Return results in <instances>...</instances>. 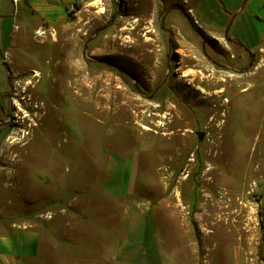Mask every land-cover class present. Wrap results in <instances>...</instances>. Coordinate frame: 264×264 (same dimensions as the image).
Returning <instances> with one entry per match:
<instances>
[{"label":"rangeland","instance_id":"obj_1","mask_svg":"<svg viewBox=\"0 0 264 264\" xmlns=\"http://www.w3.org/2000/svg\"><path fill=\"white\" fill-rule=\"evenodd\" d=\"M49 4L46 21L25 9L26 18L3 27L0 49L12 60L0 98V204L36 198L44 209L62 194L95 190L104 207L120 211L98 186L103 164L124 157L133 166L130 203L157 212L180 261L264 264V22L256 20L264 17V0ZM235 7L241 12L229 19ZM238 32L262 49L232 44ZM61 63L78 74L68 85L80 86H58ZM5 85L3 79L0 89ZM226 87L232 103L219 160L209 147L216 133L209 123L228 96L209 106L205 121L195 102Z\"/></svg>","mask_w":264,"mask_h":264},{"label":"crops","instance_id":"obj_2","mask_svg":"<svg viewBox=\"0 0 264 264\" xmlns=\"http://www.w3.org/2000/svg\"><path fill=\"white\" fill-rule=\"evenodd\" d=\"M8 1L12 5L11 13ZM16 1L17 5L13 0H0L1 46L5 40L3 27L10 19L26 18L27 9L31 17L43 22L52 10L49 0ZM20 2L25 5L21 9ZM236 8L227 12L229 19L235 20L241 12ZM256 20L264 22V17H256ZM262 35L263 39V31ZM230 38L232 44L244 51L262 49V45L254 49L253 40L244 38L239 32ZM243 43L249 44L250 49ZM8 51L5 49L2 53L0 49V84L6 79V88L0 89V98L9 84L7 69L12 55ZM2 139L5 134L0 131V142ZM132 167L128 159L112 156L100 169L103 179L98 188L108 201L121 203L120 211L104 207L97 200L95 190L89 193L84 190L73 197L62 194L46 201L44 209L36 198L29 201L15 198L10 205L0 204V264H184L172 234L164 232L156 221L154 214L157 212L135 210L130 203ZM163 215L166 219L172 218L168 213Z\"/></svg>","mask_w":264,"mask_h":264},{"label":"bare ground","instance_id":"obj_3","mask_svg":"<svg viewBox=\"0 0 264 264\" xmlns=\"http://www.w3.org/2000/svg\"><path fill=\"white\" fill-rule=\"evenodd\" d=\"M67 42V41H66ZM68 44V43H66ZM65 44V45H66ZM64 47V46H63ZM69 58V57H68ZM71 59V58H70ZM73 59V58H72ZM133 62V61H132ZM143 61H140L139 63L141 64ZM69 63V61H68ZM71 64V63H70ZM74 64V62H73ZM63 65V66H62ZM69 65V64H68ZM66 64V67L68 66ZM59 66H62L64 68V72H60L59 73V76L55 79V82L58 84L59 87H66L67 89H70L71 87H75L77 88L78 86H80L79 82L78 81H74V82H71L70 85H68L67 83V79H69L72 75L74 76H77V71L76 73L75 72H67V70L65 71V64L61 63ZM76 66V65H75ZM74 66V67H75ZM78 67V66H77ZM76 68V67H75ZM78 69V68H77ZM83 69V68H82ZM75 70V69H74ZM73 77V76H72ZM88 81V80H87ZM84 83V81H82V84ZM215 83H209L208 82V87H212L214 86ZM228 84V83H227ZM85 86V85H84ZM82 89V88H81ZM230 88L229 87H226L225 89L223 90H219L218 92H215V93H209V94H206V92L204 93L205 95L202 96L199 100H197L195 103L197 105H201L204 107V115L201 116V118L203 119V121L206 120V117L208 116L207 113H208V108L209 106H211L213 103H215L216 101H218L219 99H222L223 97H225V95L228 96V98H225L224 100V103L220 106V109L219 112L216 111L214 117L212 118V120L210 121V125H213L215 127V130H216V133L214 134V137H213V142L210 144V149L211 151H214L216 150V156L215 158L216 159H219V160H222V159H225V152H221L220 153V150L223 149V144H222V141L225 137L224 133L227 131V128H228V111L230 110L229 107L232 103V98H231V94L228 93V90ZM79 90V89H78ZM79 93V92H78ZM243 93H240L239 95H241ZM84 95L83 93V90H81V94H80V97H82ZM190 96H193L194 94L190 93L189 94ZM238 95V94H235L234 92V97ZM78 98V97H77ZM85 99H83L80 104L82 107H89L86 103V101H84ZM211 110V109H210ZM221 112V113H220ZM252 113V112H251ZM92 114V113H91ZM206 114V115H205ZM93 115V114H92ZM222 119H224L222 121ZM220 121V122H219ZM218 122L219 125L218 126H215V123ZM206 123V122H205ZM208 126V125H207ZM223 145V146H222ZM250 163L253 164L254 166L256 165V163H254V160L251 159L250 160ZM251 177H254L255 175H257V169H251L250 167V170L248 172ZM209 174H211L212 176H217L219 177V179L227 184V182L225 181V178L221 175H216L215 174V170L214 169H210L209 170ZM237 179H239L240 181L244 180L246 181L245 177H243V179L240 177V176H236ZM241 178V179H240ZM230 186V185H229Z\"/></svg>","mask_w":264,"mask_h":264},{"label":"built area","instance_id":"obj_4","mask_svg":"<svg viewBox=\"0 0 264 264\" xmlns=\"http://www.w3.org/2000/svg\"><path fill=\"white\" fill-rule=\"evenodd\" d=\"M16 0H13V3H14V5H16ZM76 8V4H73V9L72 10H74Z\"/></svg>","mask_w":264,"mask_h":264},{"label":"water","instance_id":"obj_5","mask_svg":"<svg viewBox=\"0 0 264 264\" xmlns=\"http://www.w3.org/2000/svg\"><path fill=\"white\" fill-rule=\"evenodd\" d=\"M200 139L202 138V134L199 135Z\"/></svg>","mask_w":264,"mask_h":264}]
</instances>
